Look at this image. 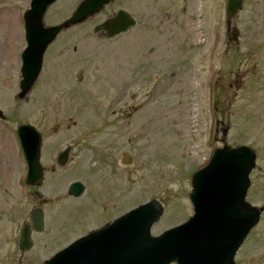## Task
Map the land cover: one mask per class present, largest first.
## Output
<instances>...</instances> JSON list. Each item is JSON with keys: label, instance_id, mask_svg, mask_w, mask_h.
<instances>
[{"label": "rangeland", "instance_id": "374dc122", "mask_svg": "<svg viewBox=\"0 0 264 264\" xmlns=\"http://www.w3.org/2000/svg\"><path fill=\"white\" fill-rule=\"evenodd\" d=\"M31 1L0 0V111L5 117L0 118V264H44L89 230L74 232L66 244L71 236L61 235L64 245L55 249L43 247L48 235L53 238L51 218L62 213L46 206L47 229L33 233L32 248L21 253L19 234L37 200L27 196L23 185L25 160L17 128L38 127L40 110L46 108L64 123L70 117L77 120L76 115L88 116L95 130L118 109L112 101L123 86L128 88L126 94L136 93L128 106L136 107L135 112L125 107L123 125L117 129L125 132V139L129 129L139 134L142 157H152L140 173V203L156 198L166 206L153 228L154 236L193 215L192 176L223 145H245L256 152L247 199L254 206H264V0H244L235 17L238 37L232 42L227 0H114L79 27L61 33L47 51L38 81L20 99L21 53L26 48L23 16ZM83 1L60 0L47 12L44 25L62 24ZM124 9L137 18L135 28L110 40L93 32ZM5 14L11 18L2 17ZM193 29L197 31L192 33ZM200 36L202 43L197 44ZM194 110L196 115L188 116ZM121 113L118 110L111 117L118 119L117 124ZM132 113L135 116L128 118ZM221 123L227 131L224 136ZM43 128L47 136L48 126ZM78 162L76 157L63 174L66 185L80 178L74 171ZM85 200L76 203L87 208L91 202ZM76 214L64 211L56 223L70 225ZM236 263L264 264V214Z\"/></svg>", "mask_w": 264, "mask_h": 264}, {"label": "water", "instance_id": "95a60500", "mask_svg": "<svg viewBox=\"0 0 264 264\" xmlns=\"http://www.w3.org/2000/svg\"><path fill=\"white\" fill-rule=\"evenodd\" d=\"M57 1L33 0L24 16L27 48L22 56L20 99L29 94L42 69L44 55L59 34L95 16L112 0H85L70 19L46 27L44 16ZM241 7L242 0H229L228 18L232 19ZM135 25L128 13L119 11L94 32L104 30L103 37L113 38ZM231 32L229 40H236L238 30L233 28ZM226 132L223 127L222 133ZM18 136L29 165L27 183L34 185L42 174L41 138L35 128L25 125L18 129ZM256 159V152L247 146L217 149L209 165L192 179L193 217L158 237H153L151 230L164 208L152 201L79 239L44 264H236L237 252L264 212V207L257 208L246 201ZM76 187L73 185L71 193L78 196L80 189L75 190ZM32 222L35 230L41 231L42 213L34 212ZM29 235L26 226L22 250L30 247Z\"/></svg>", "mask_w": 264, "mask_h": 264}, {"label": "flooded vegetation", "instance_id": "af4514ba", "mask_svg": "<svg viewBox=\"0 0 264 264\" xmlns=\"http://www.w3.org/2000/svg\"><path fill=\"white\" fill-rule=\"evenodd\" d=\"M128 12L136 18L130 11ZM81 78L83 79L82 75ZM127 89L125 86L120 89L119 97L112 101L118 109L111 116L107 115L100 124H96L98 127L95 130L91 125L92 119L88 116L76 115L77 120L70 117L64 123V119L57 120L58 114L51 116L46 108H41L39 116L41 124L35 127L42 138L40 164L43 174L36 185H25L26 194L37 200L32 211L34 209L43 211L44 230L47 229L49 220L45 213L46 206L49 209V205H52V210L57 207L62 212L54 213L56 217L51 218L50 234L53 238L46 239L47 242L42 241L43 247L63 244L64 242H60L59 239L65 233L71 235L86 229L92 232L103 227L124 214L125 206L130 201H140V173L146 163H151L152 157L150 155L142 157L144 148L140 144L139 134L129 132L131 131L129 129L128 138L125 139V132L117 129L123 125L125 107L129 106L130 101L136 100V93L128 95ZM135 107L131 105L128 108L135 112ZM118 110L122 112L119 117L120 124H117L118 119H111L116 117ZM134 116L132 113L128 118ZM43 126H48L47 136ZM110 128L112 129L109 130ZM76 157L79 158V162L74 171H78L80 178L66 185L63 174L74 163ZM24 164L27 172L26 161ZM74 183L82 185L83 193L78 197L71 194ZM49 195L56 196L49 198ZM84 197L86 203L91 202L87 208H82L76 203ZM64 211L77 213L74 223L70 225L56 223ZM30 216L31 213L29 220ZM69 242L66 240L64 244ZM18 244L20 245V234Z\"/></svg>", "mask_w": 264, "mask_h": 264}, {"label": "bare ground", "instance_id": "6f19581e", "mask_svg": "<svg viewBox=\"0 0 264 264\" xmlns=\"http://www.w3.org/2000/svg\"><path fill=\"white\" fill-rule=\"evenodd\" d=\"M6 15V16H5ZM4 16H2V17H4V18H7L8 20L11 18V15H9V14H5ZM193 32L192 33H195L197 30H195V29H193L192 30ZM202 43V38H201V36L199 37V39H197V44H201ZM195 112H192V114L191 113H188V116L189 115H191V116H194V115H196V110H194ZM4 139H7V140H9L10 138H9V136H7V135H5L4 136ZM7 140H4V142H6V144L8 143L7 142ZM10 141V140H9ZM9 145V144H8ZM10 148V147H9Z\"/></svg>", "mask_w": 264, "mask_h": 264}]
</instances>
